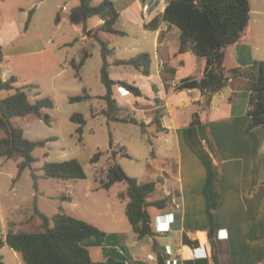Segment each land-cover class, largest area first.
I'll return each instance as SVG.
<instances>
[{"label": "crops", "instance_id": "1", "mask_svg": "<svg viewBox=\"0 0 264 264\" xmlns=\"http://www.w3.org/2000/svg\"><path fill=\"white\" fill-rule=\"evenodd\" d=\"M9 1L1 0L0 8V44L5 61L44 53L53 36L45 43L44 36L29 35L40 12L55 13L56 17L60 15V27L70 22L69 11L78 4L74 0H57L55 4L42 7L44 2L36 4V0H24L23 4L15 7L18 15L7 18ZM111 1L120 12L115 27L125 35L99 33L114 50L109 58L110 69L121 67L115 65L117 60H129L141 53L151 55V73L147 78L152 82L154 98L151 102L148 100L149 104L134 106L143 114L145 123H152L156 116L159 117L166 129L160 133H164L168 141L174 138L179 157L177 173L164 180L157 179V192L153 199L168 198L169 203L163 209L156 208L154 213L149 209L155 236L140 238L130 222L127 223L128 218L115 213L110 224L97 226L106 232L105 237L88 238L82 245L90 250L95 261L115 258L127 264H159L161 256L166 264H264V128L253 127L252 118L248 115L250 95L258 74L257 62L263 59L253 54L250 25L244 37L227 49L225 60L228 69L241 68L244 75L231 80L223 92L215 94L206 103L198 89L177 90L183 80L204 75L206 60L190 53L177 54L180 31L169 27L166 22L157 30L145 28L147 23L165 11L171 0ZM31 10H34L32 22L26 28ZM62 10L64 14L59 13ZM102 24L103 20L99 18L93 25L88 22V27L97 29ZM71 26L75 33L82 32L80 26L72 23ZM119 37L128 39L129 43L117 44L116 38ZM82 38L87 44L93 43V49L90 52L84 47L79 48L72 61L77 64L86 50L91 56L100 52V46L93 39L84 34ZM40 44L42 47L38 49ZM125 53H128V58L123 56ZM89 58L83 68H86ZM2 69L3 80L15 76L19 81L12 66L8 70ZM135 79L133 77L130 84L139 87ZM141 91L143 93V89ZM114 92L115 97L127 103H135L143 97L133 99L134 96L119 85ZM194 113L199 114L200 124L192 126ZM172 199L179 205L176 206ZM4 201L0 196L3 237L11 224L16 231L26 232L23 227H29V217L35 214L32 215L31 209L25 210L21 202L7 208L6 214ZM155 241L157 247L154 246ZM7 247L2 246L1 253ZM12 251L13 257L22 262L20 255Z\"/></svg>", "mask_w": 264, "mask_h": 264}, {"label": "rangeland", "instance_id": "2", "mask_svg": "<svg viewBox=\"0 0 264 264\" xmlns=\"http://www.w3.org/2000/svg\"><path fill=\"white\" fill-rule=\"evenodd\" d=\"M56 1L36 0V4L44 2L41 6L47 7L55 4ZM74 1L77 3V0ZM251 1L253 11L249 25L250 37H253V40L250 39V42L254 46V56L264 60V0ZM1 3L0 0V8ZM23 3L24 0H10L7 3L10 12L5 16L9 18L18 15L15 7ZM59 13L64 14V10ZM98 19L93 17L89 25H93ZM31 33L44 36L45 43L53 36L52 41L46 45V51L42 54L13 57L5 61L2 66L5 70L12 66L15 74L19 76V81L14 83L16 89H23L33 84L36 86L33 90L25 89L31 102L50 98L54 102V108L44 110V113L51 116L50 123L34 116L18 117L13 123L21 127L30 140L51 138L53 140L48 141L44 147L34 150L33 156L36 161L20 177H18L19 161H6L0 158V196L5 199L3 207L6 214L7 208L11 209L20 202L25 210L31 209L30 212L35 215L29 217L31 219L29 227H23L26 232H33L40 227L41 219L36 215V210L47 216L65 212L81 220L86 219L98 227L110 224V219L115 213L127 219L128 199L120 198V194L126 192L127 185L118 182L109 190L102 187V181L107 180L108 167L115 162L140 183L169 178L177 173L176 163L179 155L174 138L168 141L164 133L157 132V125L153 122L147 123L148 127L144 131L140 124L110 120L106 116L104 111L107 109V104L100 98L106 94L100 76L103 65L102 55L98 52L90 56L86 68L82 67L77 71L72 65L77 50L84 47L91 52L93 43L87 44L82 38V32L75 33L70 22L58 27L55 13L50 15L48 12H40L36 26H31L29 35ZM64 42L68 44L64 45ZM126 42L129 43L126 38H116V43L122 44L121 46ZM254 43L260 48H256ZM41 47L40 44L37 48ZM127 54L123 56L128 58ZM110 74L111 77L127 80L130 83L133 82V77H136L134 82L143 89L142 99L135 103L130 101L127 103L117 97L116 99L122 117L131 114L142 121L143 114L137 111L134 105L151 102L155 94L151 87L152 82L135 67L128 65L113 67L110 69ZM153 79L155 81V76ZM85 90L94 98L83 102H70V97L83 95ZM14 91H0V96L7 97ZM74 114H81L86 120V124L82 126V133L78 132L81 125L71 119ZM1 135L0 133V137ZM113 152H116L115 159L112 158ZM97 153H101L100 159L96 163L91 162ZM71 159L78 160L82 165L85 172L84 179L59 180L44 177L43 168L46 164ZM150 211L157 212L154 207L150 208ZM2 227L3 225L0 224V230ZM0 255L3 264H23L13 257V251L9 247L3 253L0 248Z\"/></svg>", "mask_w": 264, "mask_h": 264}, {"label": "trees", "instance_id": "3", "mask_svg": "<svg viewBox=\"0 0 264 264\" xmlns=\"http://www.w3.org/2000/svg\"><path fill=\"white\" fill-rule=\"evenodd\" d=\"M78 4L70 9L69 21L82 28L83 34L94 40L100 46L103 58L101 68V82L106 88V94L100 98L105 100L107 109L104 111L111 120L132 122L140 124L145 131L148 127L144 121H139L130 115L122 117L115 97L114 88L119 85L134 97H142L143 93L135 84L126 81H115L110 74L109 58L114 50L103 40L99 33L106 32L124 36L125 33L116 29V23L120 18V12L111 0H77ZM99 1V2H97ZM97 2V3H96ZM34 10L29 12L26 22L28 28L32 22ZM252 15L251 0H171L165 11L145 25L148 30H157L163 22L169 27L180 31V48L177 54L190 53L193 56L205 59L207 66L205 73L200 78H189L182 81L178 91L198 89L206 99V103L215 95L224 91L229 82L244 75L241 68L228 69L225 66L227 49L239 42L249 27ZM93 17L103 20L101 27L89 29L88 22ZM60 15L56 17V24L60 23ZM91 54L86 50L82 53L81 60L72 65L79 71L84 66ZM3 47L0 44V91L15 90L6 98L0 99V158L6 161H19L18 177L32 166L36 161L33 152L38 147H44L48 141L30 140L25 136L24 130L16 126L13 120L18 117L34 116L46 123L51 122V116L44 113L45 109H53L54 102L50 98H41L36 102L29 100L25 89L33 90L34 85H28L23 89H16L15 76L3 80L2 65L4 59ZM151 55L141 53L129 60H117V66H133L144 76L151 73ZM258 74L255 75L250 100L248 115L252 118L253 127L264 128V60L257 62ZM78 74V73H77ZM94 97L87 90L85 94L70 97V102H83ZM71 119L81 126L78 129L82 133V126L86 120L81 114H74ZM154 124L157 132H164L159 117H155ZM200 124L198 113L193 114L191 125ZM112 146L113 141L110 140ZM126 155V154H125ZM101 153H97L91 162L96 163ZM116 152L112 153L115 159ZM44 177L59 180H78L85 178V172L76 159L62 162L48 163L44 166ZM123 182L127 185L126 192L120 194L122 200L128 199L126 216L135 233L140 238L155 236L151 227V207L163 209L169 203L168 198L153 199L157 192V182L149 181L140 183L137 178L129 176L123 168L112 162L107 170V180L102 181L103 189L109 190L114 184ZM216 204L213 203V209ZM36 215L41 219L38 230L33 232L16 231L13 224L10 225L5 238L0 230V248L7 245L17 252L24 264H127L115 258L103 261H95L90 250L82 245L88 238H103L107 234L97 226L65 212H59L53 216H47L36 210ZM214 246L213 236L210 235ZM154 246L157 247L156 241ZM0 264L3 258L0 255ZM159 264H166L159 257Z\"/></svg>", "mask_w": 264, "mask_h": 264}, {"label": "built area", "instance_id": "4", "mask_svg": "<svg viewBox=\"0 0 264 264\" xmlns=\"http://www.w3.org/2000/svg\"><path fill=\"white\" fill-rule=\"evenodd\" d=\"M124 90V89H123ZM172 202L176 204V206H178L179 204L174 200L172 199Z\"/></svg>", "mask_w": 264, "mask_h": 264}]
</instances>
